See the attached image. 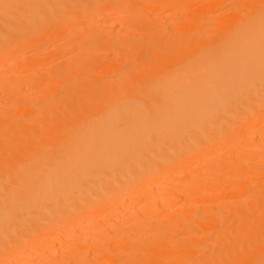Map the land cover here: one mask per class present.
<instances>
[{
  "label": "bare ground",
  "instance_id": "bare-ground-1",
  "mask_svg": "<svg viewBox=\"0 0 264 264\" xmlns=\"http://www.w3.org/2000/svg\"><path fill=\"white\" fill-rule=\"evenodd\" d=\"M156 2L0 0V62L36 50L24 76L32 77L50 55L48 38L117 4L155 17L193 7L192 0ZM229 2L223 17L201 29L209 9ZM208 3L184 15V27L159 23L137 39L117 41L114 25H90L77 34L82 50L47 80L14 84L24 93L0 104V264H264V183L249 194L243 183L249 166L264 175V155L238 156L264 151V0ZM142 16L131 28L145 26ZM105 47L116 51L113 60L89 58ZM32 91L37 100L26 94ZM237 135L252 145L239 144L235 156L219 153ZM238 161L247 168L232 164ZM130 193L154 207L147 219H135L146 204L129 207ZM223 193L235 198L217 212L189 216L202 198ZM184 196L193 204L163 215L167 198Z\"/></svg>",
  "mask_w": 264,
  "mask_h": 264
},
{
  "label": "rangeland",
  "instance_id": "rangeland-1",
  "mask_svg": "<svg viewBox=\"0 0 264 264\" xmlns=\"http://www.w3.org/2000/svg\"><path fill=\"white\" fill-rule=\"evenodd\" d=\"M158 1L159 0H157V2ZM192 1H193V3H192L193 7L189 10L178 11L177 8L176 9H168V10H164L163 12L156 13L158 15L161 13L159 16L157 15L158 18L155 17V15H151V14H150V16L144 15V16H146L147 19L142 15H137V12L142 11L141 10L142 8H140L142 6H137L138 10H136V7L135 8L133 7V8H127L126 10L122 11V10H118V7L120 6V4H117V5H114L112 7L106 8V9H101V10L97 11L94 16H90V17H88L82 21L77 22L75 25H73L72 27H70L69 29L64 31V33L60 34L59 35L60 37L59 36L58 37L52 36V38H59V39H55L56 42H54L53 39L50 37L46 40L48 44L46 43V41H42V43H39L38 46L40 45L41 49H43L42 47L45 46L44 45L45 43L47 44L48 49L46 47V49H47L46 52L50 51L49 52L50 55H48V53L46 54L48 56V58L47 59L45 58L46 60L42 61L41 64L43 67L42 66L41 67L36 66L37 68L29 71L31 74H34V76L29 77V78L24 77V76H26L25 71L27 69H29L28 67H29L30 61H32L31 59L33 57V56L31 57V55H34L35 53H37V51L36 50H34L35 52L33 50L28 51V49L25 48V49H23L24 51H21V52L19 51L18 53L17 52L14 53L7 60H2L0 62V104H2L3 106L11 105L12 104L11 98H13L14 94L20 96L24 93V90L21 89V87L20 88L13 87L15 83L16 84H21V83L22 84H24V83L25 84H27V83L31 84V83H36V82H44L59 67L57 64H61L62 62L65 63L68 58L74 56L75 54H78L79 51L82 50V47L80 46V44L79 45L76 44L77 43L76 38H78L77 34H78V32H82V31H85L86 29H88L90 27V25H91L92 29L95 27H100L102 29H106L107 25H114L115 26L114 27L115 32L113 33V35L116 36V40H117V37L119 38L117 41H122L121 39L125 38V37H127L129 39H137V36H138V38H141L140 36L147 37L150 34H152L153 32H155V30L158 27L163 26V24H159V23H165V25H168L171 23L172 24L171 27H173V24L178 25V27H184L183 25H185V19H181L184 15L195 14L198 10L201 11L202 9H206L207 5L209 4L208 2L212 1V0H192ZM147 5H148V9H150L151 8L150 6H152V5L155 6V3L150 2V4L147 3L146 6ZM146 6H143V7H146ZM219 6L220 5H216V7L209 9L210 14L209 13L208 14L210 15V20H209V22H208V20L204 21L205 23L203 24L201 29L202 28L205 29L206 27L210 26L211 20L216 21V20L220 19L221 17H223L222 14H224V12L228 8H230L231 6H234V4L229 2V4H224V5H221L220 7ZM140 16H142L146 19V21L144 23L145 26L142 28V26H136L135 25L137 28L136 27L131 28V25L134 26L133 24L135 22V19L136 18L139 19ZM156 19L161 20V22L156 20ZM162 19L164 21H162ZM206 19H209V18H206ZM139 27L142 28L143 31L140 30ZM155 27H157V28H155ZM152 28H155V29H152ZM144 33L147 36L143 35ZM48 40H50L51 42L50 41L48 42ZM64 42H66V44L65 45L63 44V47H60V49H58L57 48V47H59L58 45L61 43H64ZM67 43H69V44H67ZM65 46L66 47L69 46L70 49L64 48ZM50 47H51V49H49ZM106 48H108V47L95 48L93 55L89 56V58H94V56H101L102 58H104V61L105 60H113L115 58V54L117 56L116 51H114L113 48H112L113 50L112 49L108 50ZM51 52H53V53L51 54ZM30 57H31V59H30ZM92 70L91 71L94 72V74L99 73V70H94V69H92ZM118 71L116 73L121 74L125 71V69L124 68H122L120 70L118 69ZM118 74H115V75L112 74V75L114 77H116ZM85 77H87L85 74L80 75V76H76V77L74 76L71 79L70 84L69 83L67 84L68 89H74V88L78 87L80 82H82V80H84ZM5 88H7V89L11 88L12 89V90H10V93L8 95H6V93L8 91H6V93L4 91ZM61 91L62 92L53 93L52 96L57 97V98L60 97L62 95V93H64L65 90H63V88H62ZM26 94L32 96V97L30 96L31 100H32V98H34L33 100H37L39 98L37 91H32V92H29ZM251 133L254 134V136L256 135L255 137H257L259 134V131L251 130ZM255 139H257V141H258V137ZM246 143H248L247 136L242 139L240 136L237 135L236 137H234V139L224 143L223 146L219 149V153L224 152V153H227L228 155L230 153V155L235 156V154L237 152H241L238 148L239 144H241L243 146L244 145L247 146L248 144L252 145L251 140H249L248 144H246ZM253 146H256V145H254V143H253ZM231 149H232L233 154H231V151H230ZM249 154H250L249 157L253 158V157H256L258 155H264V151L263 150L262 151L253 150V152L251 151V152L245 153V154H244V152H241L240 155L238 154V156H241V158L245 159L247 157V155H249ZM224 155H226V154H224ZM214 156H215V154L210 155L209 157H203L202 160L209 159L210 157H214ZM239 162L240 161H238L237 163L233 162L232 164H237L238 166L243 165L244 169L247 168V166H245V164L239 163ZM242 162H245V161L243 160ZM199 164H202V162ZM193 165H195V164H193ZM193 165L191 167H194ZM197 165H195V166L196 167L199 166V168L205 167L204 165H202V166L201 165L197 166ZM191 167L185 172L186 174L190 173L189 174L190 177L192 175H194V176L197 175V172L193 171L194 168H191ZM248 168H249L248 170H250V171L252 170V172L255 171L254 169H251L252 167H250V166ZM190 170H192V171L189 172ZM252 172H250L251 178L248 180H245L243 182L246 185L248 184L251 186L250 187L247 185V187L249 188L247 191L248 194L253 192L254 187H257V186L259 187L261 184L264 183V175L263 174H255V172L254 173H252ZM185 173H183V174H185ZM225 189H226L225 191H227L229 189V187H226ZM180 191H182V189H180ZM130 194L133 195V196H131V198H133V200L130 201V204L128 206L134 207V206H136L138 201L142 200V199L136 193H130ZM243 197H245V195ZM234 198H235V196L232 195L231 193L220 194V195L214 197V199H212L211 201H206L205 198H202L201 201L203 203L198 204L201 208L197 211L190 212L189 216H194V217L196 216L197 217V216L202 215L204 213L217 212L220 207L226 206L227 203L233 201ZM142 203L146 204L144 200H142ZM169 203H171L170 210L163 211L162 213H163V215L169 216L171 218L175 217V215H176L175 213L171 212L175 204H188V205L193 204V203H190L188 198L185 196L182 198L181 202H178L175 199L169 200L167 198V204H169ZM145 206H146V212L144 214L138 216V217H135V219H137V221H141L142 219H147L149 217L148 212L150 213L151 211H155L153 206H151L149 204H146ZM208 206H211V207L207 208ZM128 217H133V216L131 214H129ZM173 223L174 222H171L168 226L165 227V229L168 231L172 230V228L174 226ZM105 225H108V222H106ZM153 227L155 228V230L158 229L156 226H153ZM187 231H188V228L183 227L182 230L180 231V233L181 232L186 233ZM213 233H214V230L211 231V234H213ZM100 236L103 237V235H100ZM175 236H178V235H175ZM203 253L204 252H201L199 255H202ZM46 263H47V261H44V264H46ZM81 264H96V262L93 260L90 261V263H88V261H84Z\"/></svg>",
  "mask_w": 264,
  "mask_h": 264
}]
</instances>
